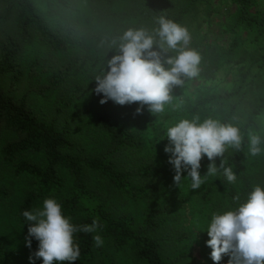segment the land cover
<instances>
[{"label":"trees","instance_id":"1","mask_svg":"<svg viewBox=\"0 0 264 264\" xmlns=\"http://www.w3.org/2000/svg\"><path fill=\"white\" fill-rule=\"evenodd\" d=\"M74 1L48 0V3L58 6L60 11L67 14L72 3L74 8ZM97 1L111 9L120 0ZM199 1L202 0H133V3L126 4V8L114 14V17L129 23L125 30L144 28L150 34H155L159 28V17L165 16L182 25L187 14L195 9ZM231 1L236 6V13L223 33L229 40L226 39L223 44L211 41L206 46L200 40L195 50L199 52L201 59L213 63L209 75L214 74L232 56V61L236 64L233 75L237 77V81L230 91L201 98L195 110L219 106V121L230 124L240 107L250 101L246 120L241 127V148L237 150L233 147L223 159L225 167H231L236 174V181L228 183L223 177V169H220L216 175H209L203 186L204 199L210 200L218 195L220 206L235 209L246 200L255 186L264 187V160L259 162L260 177H255V180L248 177L251 154L249 134L264 136V7L258 8L257 0ZM38 2L39 0H0V26L5 27L0 37V139L10 134L0 149V156L5 164L15 165L17 173L31 177V185L24 190L19 207L20 219L26 220L23 211L31 210L38 202L64 193L70 187L69 193L57 198L63 205L64 214L71 216L75 224H90L98 219L102 225L97 233L74 234L80 244L81 254L71 264H88L96 255L105 254L102 246L94 244L93 236L96 234L101 235L116 251H130L137 261L146 264H174V261L180 260L187 253L182 252L175 258L167 259L161 250L162 238L155 235L166 224V214L172 210L171 205L152 204L144 218L138 220L128 211L117 212L107 196L100 192V188L105 187L109 193L146 200L152 194V188L146 181L157 173L154 165L143 162L120 166L117 163L118 155L124 150L142 147V140L133 130L129 115H116L107 105L104 106L96 117V126L107 136L106 145L100 153H92L87 145L74 138L72 130L67 127L68 122L59 125L56 117L49 119L43 116L30 100L32 92L46 96L52 89L63 86L82 62V58L73 56L54 69L48 81L29 86L22 95L16 93L26 75L21 59L26 47L38 42L55 52H66L71 48L76 28L75 25L66 30L56 28ZM203 2L208 4L207 0ZM156 39L159 41L158 36ZM160 51L162 58L168 57L166 43ZM41 64L40 57L35 56L29 64L28 74L38 76L46 71V68H40ZM260 74L261 83L257 89L255 78ZM7 79L8 85L5 84ZM190 79L185 77L184 81ZM79 91L81 87L76 85L73 93L77 94ZM63 108V105L58 106L57 112L60 113ZM34 155H43L44 162L28 157ZM8 194L5 187H0V201ZM237 195L240 197L239 201L234 200ZM2 249L0 241V253ZM0 264H5L1 257ZM61 264L70 262L64 261Z\"/></svg>","mask_w":264,"mask_h":264},{"label":"rangeland","instance_id":"2","mask_svg":"<svg viewBox=\"0 0 264 264\" xmlns=\"http://www.w3.org/2000/svg\"><path fill=\"white\" fill-rule=\"evenodd\" d=\"M203 0L199 1L195 9L187 14L182 26L186 27L190 34V41L187 47L195 49L197 42L203 41V46L213 41L223 44L226 39L224 30L231 23L236 13V6L231 0ZM180 2V0H179ZM40 8L44 14L55 23L56 28L66 30L75 25V32L72 36L71 48L66 52H55L48 46L41 43H33L26 47L22 55V62L26 75L16 89L18 95H22L29 86L41 85L49 80L50 73L73 56H80L82 62L78 64L74 73L67 82L56 89H52L46 96L32 92L30 100L34 107L45 117H56L57 123L63 125L68 122L74 138L87 145L92 153H100L105 145L107 136L96 125V117L107 105L116 115L128 114L131 119V126L142 140V147L133 150L126 149L117 157L120 166H131L148 162L157 168V173L149 178L146 183L151 186L152 194L149 200L141 198H130L114 192H106L105 187L100 192L107 196L117 212L128 211L138 220H142L147 209L155 204L164 205L168 203L172 210L167 215V222L155 235L162 238L163 255L167 259L175 258L182 252L187 254L174 264H216L211 258L212 249L207 245L210 237L207 228L211 223L214 213H223L233 208H226L219 205L220 197L213 196L212 199L203 198V186L206 184L209 175L207 172L210 161L205 156L202 159L200 169L204 183L199 189H192L191 178L187 177V171L180 185L174 183L175 171L171 165L168 153L164 147L169 143L166 137V129L182 119L193 120L198 118L199 122L212 118L219 121L220 107L208 106L195 110V106L201 98L212 94H220L224 91L234 89L237 77L233 71L236 64L231 59L221 65L214 74L209 75L213 63L202 58L199 64V74L184 81L182 85L174 86L171 92V100L165 104L161 113H151L148 106H144L142 114H136L138 102L130 105H118L109 100L105 104L99 101L102 95L94 91L96 77L101 76L108 70V60L116 54L120 37L126 31L124 28L129 25L126 20L114 17V14L126 8V4L133 3V0L117 1L113 8H107L97 0H75L67 14H64L58 6H52L48 0H39ZM257 7H264V0H257ZM209 9L211 11H209ZM5 27L0 26V37ZM205 48V47H202ZM175 50L168 49V56L176 55ZM38 56L42 64L40 68H46L38 76L28 74L31 60ZM207 70V71H206ZM183 80L185 77L182 78ZM255 87L260 88L261 74L255 78ZM6 85L9 84L7 79ZM81 87L77 94L73 93L75 86ZM256 89V90H257ZM70 102L68 105H64ZM60 113L57 107L62 106ZM249 103H244L237 111L233 122L241 130L246 120V110ZM264 123V116L262 117ZM74 128V130H73ZM10 134L0 139V149ZM261 152L253 156L250 154L248 177H260V164L264 160V136H261ZM233 147H227L223 157L216 158V164L223 160ZM30 159L44 162L43 155L28 156ZM252 169V171H251ZM213 176V175H211ZM259 180V179H258ZM31 185V177L27 174L16 172L15 165H7L1 161L0 156V187L9 191L8 196L0 201V241L3 249L0 257L5 264H43L42 258H35L34 253L39 242L32 238L31 247L27 246L26 237L31 222L23 221L19 217V207L24 197V190ZM69 188L64 193L55 195L59 198L62 194L69 193ZM185 198L186 200H180ZM222 202V200H220ZM43 200L38 202L36 207H42ZM104 240V239H103ZM105 254H98L88 264H146L137 261L130 251H116L111 244L104 240L102 245ZM30 257H32L30 259ZM230 255H224L219 264H228ZM55 261L54 264H61Z\"/></svg>","mask_w":264,"mask_h":264},{"label":"clouds","instance_id":"3","mask_svg":"<svg viewBox=\"0 0 264 264\" xmlns=\"http://www.w3.org/2000/svg\"><path fill=\"white\" fill-rule=\"evenodd\" d=\"M159 28L150 34L144 28H129L120 37L119 48L108 60V70L96 77L97 95H102L100 104L109 100L124 106L139 104L136 114H142L144 106L151 113H161L171 100L174 86L184 83L183 77L194 78L199 74L201 56L187 47L191 39L186 27L161 16ZM159 37V41L156 37ZM176 51V55L162 58L160 48ZM169 141L165 153L170 154L168 162L173 165L174 183L180 185L187 171L192 189H199L204 183L200 169L206 156L210 163L203 176L216 175L223 169L228 183L237 179L231 167H225L224 160L219 166L217 157H223L227 147L241 148L243 136L238 126L221 123L208 118L182 119L166 129ZM261 137L249 134V152L256 156L261 152ZM239 201L240 197H234ZM28 227L26 243L31 247L32 238L39 244L34 257L42 258L43 264L55 261L75 262L81 254L76 233H97L102 228L99 220L90 224H75L71 216L63 212L62 203L55 197L43 200L42 207L23 211ZM210 239L207 245L216 264L224 255H230L228 264H264V187L255 186L246 200L235 209L214 213L207 228ZM95 246H102L101 235L93 236ZM32 257H30L31 259Z\"/></svg>","mask_w":264,"mask_h":264}]
</instances>
